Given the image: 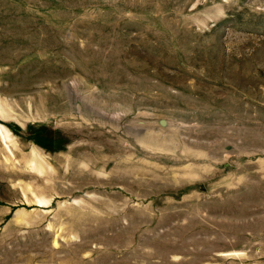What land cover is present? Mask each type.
I'll list each match as a JSON object with an SVG mask.
<instances>
[{"label":"rangeland","instance_id":"374dc122","mask_svg":"<svg viewBox=\"0 0 264 264\" xmlns=\"http://www.w3.org/2000/svg\"><path fill=\"white\" fill-rule=\"evenodd\" d=\"M0 264H264V0H0Z\"/></svg>","mask_w":264,"mask_h":264},{"label":"bare ground","instance_id":"6f19581e","mask_svg":"<svg viewBox=\"0 0 264 264\" xmlns=\"http://www.w3.org/2000/svg\"><path fill=\"white\" fill-rule=\"evenodd\" d=\"M0 138L2 139V142H3V144H4V147H6V148L8 149V151H10L9 146L6 145V144H7V143H6L7 135H6V133L3 132L1 126H0Z\"/></svg>","mask_w":264,"mask_h":264}]
</instances>
